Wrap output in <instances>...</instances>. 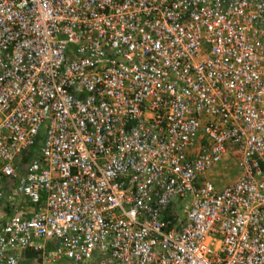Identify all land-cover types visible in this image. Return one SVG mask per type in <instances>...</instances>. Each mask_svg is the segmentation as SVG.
<instances>
[{
    "label": "built area",
    "instance_id": "1",
    "mask_svg": "<svg viewBox=\"0 0 264 264\" xmlns=\"http://www.w3.org/2000/svg\"><path fill=\"white\" fill-rule=\"evenodd\" d=\"M0 264H264V0H0Z\"/></svg>",
    "mask_w": 264,
    "mask_h": 264
},
{
    "label": "rangeland",
    "instance_id": "2",
    "mask_svg": "<svg viewBox=\"0 0 264 264\" xmlns=\"http://www.w3.org/2000/svg\"><path fill=\"white\" fill-rule=\"evenodd\" d=\"M235 176V170L233 166H229V170L225 171L224 173H219L215 176V183L217 187H222L228 182H230L233 177Z\"/></svg>",
    "mask_w": 264,
    "mask_h": 264
}]
</instances>
